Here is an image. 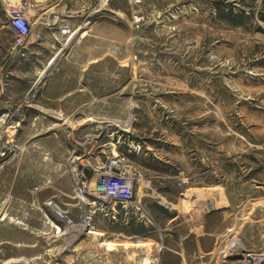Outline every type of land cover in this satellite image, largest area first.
I'll list each match as a JSON object with an SVG mask.
<instances>
[{
  "label": "rangeland",
  "instance_id": "rangeland-1",
  "mask_svg": "<svg viewBox=\"0 0 264 264\" xmlns=\"http://www.w3.org/2000/svg\"><path fill=\"white\" fill-rule=\"evenodd\" d=\"M114 155L139 197L79 198ZM261 184L264 0H0V264H205L206 213L264 252Z\"/></svg>",
  "mask_w": 264,
  "mask_h": 264
},
{
  "label": "built area",
  "instance_id": "built-area-1",
  "mask_svg": "<svg viewBox=\"0 0 264 264\" xmlns=\"http://www.w3.org/2000/svg\"><path fill=\"white\" fill-rule=\"evenodd\" d=\"M17 21H13L12 25L18 31V36L21 37L22 42H26L25 38L28 30L21 31V29H18ZM20 46L23 48L24 44ZM93 171L94 173L90 179L84 175L76 177V193L79 198L92 197L106 204L113 202L129 204L138 197L137 191L139 189L137 188L143 187L144 184L142 177L134 170L130 160L123 155L110 156L104 163L97 165ZM228 254L230 256L234 254L241 256L238 264L262 263L261 256L260 258L256 254L244 252L236 242H232Z\"/></svg>",
  "mask_w": 264,
  "mask_h": 264
},
{
  "label": "crops",
  "instance_id": "crops-1",
  "mask_svg": "<svg viewBox=\"0 0 264 264\" xmlns=\"http://www.w3.org/2000/svg\"><path fill=\"white\" fill-rule=\"evenodd\" d=\"M43 30V32H37V30L35 29V31L32 32V34L30 35L29 38V48L31 46L30 42L33 44V46L39 42V40H43V38L46 36L45 32H46V28L42 27L41 28ZM54 62V59L52 60ZM52 63L49 64V66ZM48 66V67H49ZM54 81H59L62 83V79H61V74L57 75V79H55ZM58 82V83H59ZM71 90L69 91V89L65 90L63 89V86H57L54 90L56 91L55 93H51V95L53 97H55L56 95L58 96L57 98L59 100H67L68 98L71 99H75L77 100L79 97L77 95H84L86 92H91V89H89L88 87L83 88L84 90H78L76 88H74L73 86H71ZM53 90V89H50ZM55 100H58V99ZM100 97H94L93 94H91V101L88 102H84L82 104V107H89L91 108L92 106H99V104L102 105H110V101L112 102V106L114 107L113 104H115V100L114 98H110L108 99H104L102 102L99 99ZM107 100V101H106ZM108 102V103H107ZM60 105H63L62 103ZM81 107V108H82ZM65 108V107H62ZM63 110V109H61ZM60 117L64 116V114H66V111L63 112L61 111L60 113ZM66 116V115H65ZM82 116L85 117H80L83 120L88 121L91 116L89 114L83 113ZM254 188L260 190L264 189V185H255ZM263 192V191H262ZM261 193V192H260ZM139 195V194H138ZM139 197V196H138ZM264 194L261 193L259 198H263ZM258 198V199H259ZM256 200V199H255ZM219 214H212V213H206L205 215H203L201 217V221H200V225L198 227V230L201 232L200 235L196 238L195 240V248H194V253H195V257L198 255L200 257V260L203 259L207 264H236L237 262L239 263L241 260V256H239L238 254H234L233 256H228L226 255V247L227 245L234 239V237H232L230 234L229 235H225V233L223 232V228L222 231L220 228V226H213V220L218 218ZM222 219V218H220ZM220 225H224V221H219ZM217 228V229H216ZM259 245V243H258ZM244 252H248L245 249ZM264 252H262V250L258 249V252H253V254L258 255L259 257H262V261L264 259ZM233 257V258H232Z\"/></svg>",
  "mask_w": 264,
  "mask_h": 264
},
{
  "label": "bare ground",
  "instance_id": "bare-ground-1",
  "mask_svg": "<svg viewBox=\"0 0 264 264\" xmlns=\"http://www.w3.org/2000/svg\"><path fill=\"white\" fill-rule=\"evenodd\" d=\"M13 13H14V14H17V15H20V16L22 15L20 10H14ZM75 34H76V33H74L73 35H71L69 39L73 38V37L75 36ZM29 35H30V34H28L27 36H29ZM20 36H21V35H20ZM25 39H26V38H25ZM85 224H86V223H84V225H85ZM86 227H87V226H86ZM91 234H96V233H95V232H94V233L91 232ZM137 243H138V242H137ZM103 245H104L105 247H107V248H111V249H112L113 247H115V245H114L113 243H104ZM139 245H140V244H139ZM142 247H143V246H142ZM149 254H150V253H149Z\"/></svg>",
  "mask_w": 264,
  "mask_h": 264
}]
</instances>
